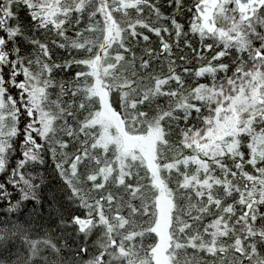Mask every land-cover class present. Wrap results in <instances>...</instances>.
<instances>
[{
    "label": "snow or ice",
    "instance_id": "obj_1",
    "mask_svg": "<svg viewBox=\"0 0 264 264\" xmlns=\"http://www.w3.org/2000/svg\"><path fill=\"white\" fill-rule=\"evenodd\" d=\"M0 264H264V0H0Z\"/></svg>",
    "mask_w": 264,
    "mask_h": 264
}]
</instances>
